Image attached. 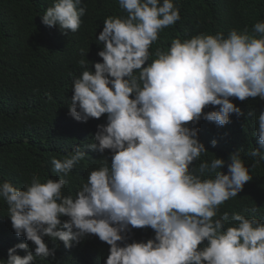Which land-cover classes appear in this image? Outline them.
I'll list each match as a JSON object with an SVG mask.
<instances>
[{"label": "clouds", "instance_id": "clouds-1", "mask_svg": "<svg viewBox=\"0 0 264 264\" xmlns=\"http://www.w3.org/2000/svg\"><path fill=\"white\" fill-rule=\"evenodd\" d=\"M118 2L127 15L105 19L97 37L103 62L73 79L69 104V115L82 122L77 139L86 142L91 133L86 148L107 150L111 162L101 159L74 196L63 189L64 177L87 156L77 145L63 161L52 158L59 179L42 183L33 174L23 189L0 183L11 235L6 264H46L50 256L55 264H264L258 209H245L251 217L220 214L252 179L242 149L206 139L213 129L215 136L233 132L227 129L239 121L257 123L260 147L248 155L264 149V22L253 34L244 28L227 37L174 39L147 63L151 45L180 20V10L173 0ZM80 5L55 0L42 23L75 33L86 13ZM89 63L79 61L82 68ZM208 106L218 109L205 112ZM105 114L106 124L88 122ZM132 229H141L133 234L139 242L128 243ZM45 237L58 240L53 249ZM88 244L98 248L91 261L79 253Z\"/></svg>", "mask_w": 264, "mask_h": 264}, {"label": "trees", "instance_id": "trees-1", "mask_svg": "<svg viewBox=\"0 0 264 264\" xmlns=\"http://www.w3.org/2000/svg\"><path fill=\"white\" fill-rule=\"evenodd\" d=\"M173 2L179 8L181 18L160 31L155 41L159 42L149 49L152 55L147 63L156 59L158 48L168 50L174 39L185 40L201 33L215 35L218 32L227 37L230 30L242 31L244 28L253 34L254 25L264 22V0ZM54 3L55 0H0V183L7 181L23 189L31 182L33 174H37L42 183L59 179L60 175L53 171L52 158L63 161L77 145L87 156L64 177L68 184L63 189L64 195L74 196L87 182L89 173L101 166V159L107 158L110 163L111 157L107 150L101 154L86 148L94 137L91 133L84 136L86 142L77 139L78 126L82 122L69 115L73 79L85 70L94 72V63L103 62L98 55L103 44H98L97 37L103 31L105 19L125 17L127 13L118 0H81L80 7H85L86 13L81 17L80 28L75 33L64 34L58 25L49 27L42 23V16ZM256 37L259 38V34ZM81 49L88 54L82 56ZM81 59L93 64L82 68ZM217 109L218 106H208L204 111ZM88 122L106 124L107 114ZM238 127L242 128L240 132L235 130ZM256 128L257 123L239 121L227 129H234L233 132H217L213 136L216 131L213 129L211 137L206 139L213 138L221 146L241 148V158L252 177L236 197L220 206V214L227 211L251 217L253 213L245 209L256 207L258 211L254 215L264 222V149H260L259 156L248 155L260 147L258 137L253 135ZM193 165L197 163L194 161ZM221 171L226 172L225 169ZM7 210V204L0 199V264H6L7 249L11 246V235L3 223ZM138 230L141 229L129 232L132 236L128 243L139 242L133 237ZM44 239L50 249L58 242L50 237ZM28 245L34 251L35 245ZM97 250L95 245L88 244L79 253L91 261ZM47 259L46 264H55V257Z\"/></svg>", "mask_w": 264, "mask_h": 264}]
</instances>
